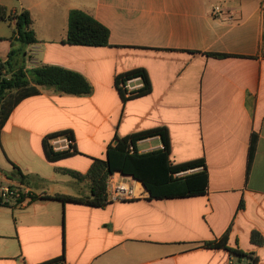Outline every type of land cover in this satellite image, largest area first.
I'll use <instances>...</instances> for the list:
<instances>
[{
  "label": "crops",
  "instance_id": "crops-1",
  "mask_svg": "<svg viewBox=\"0 0 264 264\" xmlns=\"http://www.w3.org/2000/svg\"><path fill=\"white\" fill-rule=\"evenodd\" d=\"M0 5L32 16L39 42L25 47L28 69L61 66L93 86L88 96L44 87L14 109L0 137V185L39 196H89L90 180L57 169L87 174L116 137L157 127L169 130L173 163L204 158L209 175L207 193L197 197L127 200L101 208L29 197L0 203V264H41L61 256L65 264H249L229 249L264 264V245L250 240L252 230L264 237L261 0H0ZM216 6L222 15H215ZM75 9L109 29L110 46L64 43ZM13 31L14 23L0 21L3 59L12 49ZM136 68L147 70L152 92L124 102L115 79ZM134 84L142 86L141 80ZM61 130L72 132L79 153L50 163L43 140ZM161 148L159 136L136 145L139 153ZM14 166L30 176L28 182L13 175ZM224 237L227 248L206 245Z\"/></svg>",
  "mask_w": 264,
  "mask_h": 264
},
{
  "label": "trees",
  "instance_id": "trees-1",
  "mask_svg": "<svg viewBox=\"0 0 264 264\" xmlns=\"http://www.w3.org/2000/svg\"><path fill=\"white\" fill-rule=\"evenodd\" d=\"M0 21L14 23L12 49L6 59L0 57V137L1 132L14 109L25 99L40 95L41 88L49 87L57 92L74 96H88L93 93V86L89 80L81 73L57 65H41L36 68H27V52L25 47L39 42L30 12L24 10L21 13L9 12L5 6L0 5ZM69 26L67 37L64 43L71 45L106 47L110 46L109 29L101 24L92 15L82 10H72L69 14ZM15 43H20L22 47L17 48ZM221 57L222 55H213ZM140 79L142 86L128 90L123 86L128 81ZM116 86L124 102L129 99L147 96L152 92V82L145 68H136L120 74L115 79ZM60 136H67L74 142L71 131H60L49 134L43 140V153L47 161L56 163L60 160L78 154L74 144L72 150L54 149L51 141ZM159 136L163 148L147 153L137 152L136 145L139 141ZM115 144H111L104 159H95L87 174L71 170L57 169L65 174H69L78 180L91 181V195L71 196L63 194L37 195L24 194L20 189L21 198L18 202L24 201L27 197L31 201L38 199L54 200L64 204L73 203L101 208L107 205L106 183L114 173L131 176L143 183L150 193L149 200L152 199H173L202 196L207 193L209 175L204 158L191 160L183 163H173L171 161V137L166 127H157L126 137H116ZM130 147L135 148L131 153ZM256 142L250 148L247 173L251 171ZM13 175L19 177L22 183L29 181L30 176L24 175L21 170L14 166ZM200 169V170H198ZM190 170H198L178 176L177 174ZM243 202L240 208H243ZM251 243L255 246L264 245V237L259 231L252 230L250 236ZM207 246H226V237L219 243H206ZM231 253L239 259L247 257L249 264H259L258 258L253 254H246L241 250L229 249ZM65 257L41 263V264H65ZM240 261V260H239ZM237 264V263H236Z\"/></svg>",
  "mask_w": 264,
  "mask_h": 264
},
{
  "label": "built area",
  "instance_id": "built-area-1",
  "mask_svg": "<svg viewBox=\"0 0 264 264\" xmlns=\"http://www.w3.org/2000/svg\"><path fill=\"white\" fill-rule=\"evenodd\" d=\"M261 7L264 9V0H261ZM215 15H222L223 10L221 7L216 6L214 10ZM140 80V79H136ZM136 80L128 81L124 88L128 90H134L139 88V85H135ZM54 149L60 150H72L74 146L73 140L67 136H60L51 141ZM131 153L136 152L135 148L130 147ZM194 170L187 172H182L177 174L178 176L190 173ZM106 193L108 202H119L127 200H137V199H149L150 193L145 188L142 182L137 181L131 176L123 175L119 172L114 173L108 178L106 183ZM21 198L19 190L12 186H2L0 185V203L9 204L13 199Z\"/></svg>",
  "mask_w": 264,
  "mask_h": 264
}]
</instances>
